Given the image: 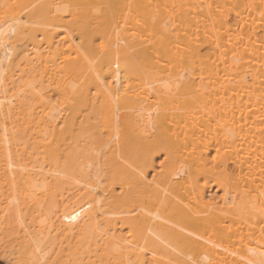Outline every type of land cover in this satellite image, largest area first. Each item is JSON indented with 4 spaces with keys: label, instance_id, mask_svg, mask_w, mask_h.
<instances>
[{
    "label": "bare ground",
    "instance_id": "6f19581e",
    "mask_svg": "<svg viewBox=\"0 0 264 264\" xmlns=\"http://www.w3.org/2000/svg\"><path fill=\"white\" fill-rule=\"evenodd\" d=\"M0 258L264 264V0H0Z\"/></svg>",
    "mask_w": 264,
    "mask_h": 264
},
{
    "label": "rangeland",
    "instance_id": "374dc122",
    "mask_svg": "<svg viewBox=\"0 0 264 264\" xmlns=\"http://www.w3.org/2000/svg\"><path fill=\"white\" fill-rule=\"evenodd\" d=\"M56 94V91L52 92V95L54 96ZM0 264H2V259L0 258Z\"/></svg>",
    "mask_w": 264,
    "mask_h": 264
},
{
    "label": "snow or ice",
    "instance_id": "6c2138e0",
    "mask_svg": "<svg viewBox=\"0 0 264 264\" xmlns=\"http://www.w3.org/2000/svg\"><path fill=\"white\" fill-rule=\"evenodd\" d=\"M103 52H104V47L103 45H101V53L103 54Z\"/></svg>",
    "mask_w": 264,
    "mask_h": 264
}]
</instances>
